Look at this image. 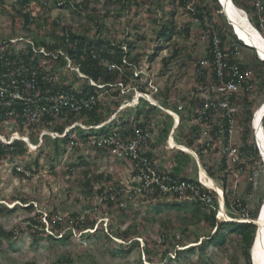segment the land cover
Returning <instances> with one entry per match:
<instances>
[{"label":"trees","instance_id":"1","mask_svg":"<svg viewBox=\"0 0 264 264\" xmlns=\"http://www.w3.org/2000/svg\"><path fill=\"white\" fill-rule=\"evenodd\" d=\"M233 1L238 7L245 9L249 14L257 18L258 22L260 20V27H262L261 24L263 22L261 20L262 18L264 19V0ZM7 3L8 0H0V9H2L3 12H8V8L6 7ZM147 5L149 6L147 17L151 22L161 24L157 32V37L160 40L159 42L163 41V43H166L172 41L174 36L178 35V37L184 36L188 40L187 43L194 46V50L187 53V58L195 63L193 65V72L195 75L190 87L183 92H179L178 88L172 89L170 87H165L163 90L160 88L155 95L158 102L161 103L163 101L165 106L172 108L181 115L182 123L177 130V135L183 139L184 142L180 143L190 148H196L195 143L201 135L202 128L201 124H193V121L200 117L205 119L215 112L213 106H206L214 97L211 99L208 98L207 95L202 96L200 92L202 91L201 88L206 89L212 83H219L217 66L214 64V61L217 60V53L215 52L217 40L224 54L225 62H230V60L233 63L244 62L246 68L254 69L261 77L260 86L264 88V76L259 69L264 68V61L256 59L255 62H252L250 57L244 59L243 51L251 49L253 52V49L237 41L236 38L232 36L231 30L226 31L224 29L225 24L223 18L225 17V13H223V5L220 0H104L103 2L102 0H82L78 2L76 0H12L11 7L14 8L22 18V26L26 32L17 33L18 30L14 28V23L16 22L13 18V25L11 26V32L8 33V37L0 39V73L11 72L14 68L20 66V62L23 59L30 69L36 73L35 75L37 77L39 76L41 89L46 87L43 81L44 75L57 76L60 72L64 74L67 60L63 55H59L57 58L54 56L46 57L44 54L35 55L30 44L26 45L25 50L18 49L17 45H15L14 50L9 49L12 44H9L7 41L11 38L25 36L34 39L37 45L45 46L48 50H53L54 52L59 48H63L72 59L73 67L78 68L85 75L81 77L76 70L68 69L72 77L71 81L65 82L63 80L62 82L52 83L51 85L48 83V85L54 88V92L71 89L76 86L78 98H87L92 95L97 97L96 104L92 109H84L80 112L65 114L58 118L45 115L39 121L27 124L23 123L17 115L13 116L11 118L13 121L11 124H13L14 129L19 130L22 132V135H24L26 134V129L30 128L32 130L31 134L35 133L34 135L40 136L43 129L63 134L68 126L79 120H84L85 123L87 122V125H98L110 118L113 112L123 105L124 99H116V96L120 95L122 91L120 83H124L125 86L135 84L142 87V91L147 92V83H144L140 77H135L134 75L135 66H138L141 62V54L135 53L137 50L136 40L131 37L118 40L116 38V31L113 30V28L107 27L104 22V19L111 16V10H113L114 13L122 11L119 8H122L124 11H130L133 6L139 9ZM54 6L67 7L72 10L74 15L79 17L85 16L88 19L87 28L65 23L60 19H55L53 20L54 28L50 33L51 38H49L47 34L42 35V37L40 35H35L32 25L42 26L43 28V25L47 23L44 13L51 11ZM180 10L186 16L185 24L182 26L177 25L173 18ZM219 16H221L222 19H220ZM145 20H147V18H145ZM136 36L142 38L143 35L137 31ZM160 44L150 55L149 62L154 61L160 54ZM183 49L184 47L180 42H176L170 55H166L162 58L163 68H167L172 61L178 62L183 56L181 53ZM237 49L241 52L240 55H238ZM125 58L128 59V64L124 62ZM203 59L209 60L211 65H201L199 61ZM114 63L119 65V68H110V64ZM182 64H184V61ZM92 82H94L95 85H93ZM23 92L25 95L31 93L27 88L24 89ZM130 97L131 96L125 100L128 99V102H130L132 100ZM181 104L183 105L182 110L179 109V105ZM248 106L251 107V104H248ZM112 107L114 108L113 110ZM23 108L24 104H18V106H16V113L18 115L22 114ZM134 108L137 110L135 114L132 115V110ZM251 109L253 110V107H251ZM251 109H249V114L252 112ZM159 113H164L171 122H168V127L164 125L163 129H160V133L157 134L158 132L156 129L158 128V123L156 120L159 117ZM4 117V109L0 107V135L5 136L7 140L10 141L11 136L8 135L9 132L7 128L2 124ZM136 121L143 127H150L155 134L154 140H150L148 146L144 145L139 147L140 153L142 152V155H145L153 168L162 175L169 174L174 179L180 181H192L194 175L191 174L189 170L193 169L194 162L197 170L196 173L199 175L198 163L190 152L181 149L173 150L174 152L171 151L173 154L169 165H167L168 162L163 163V159L162 163L156 160L158 156L157 147L161 143L166 145L170 129L173 125V118L158 105L150 103L143 96L139 100V105L132 107L128 115L119 116L117 114V117L110 126L107 125L100 129H94L95 133H88L78 126L76 127L77 129L71 130L64 137L59 136L54 138L50 134H44L42 144L39 146V150L35 158H33V161L26 164V169L22 171L14 168V172L24 178H33L41 169L40 157L42 155L49 156V160L54 162L53 159H56V156L68 151V146L70 147L68 144L70 143L74 144L71 145L70 148L73 152H80V146L84 145L86 148L92 149L97 153L107 152L111 154V149L116 145H112L111 147L108 145L98 146L92 145L91 142L94 139L99 140V134L108 136L110 133L109 128L113 126H119L116 127L119 128L120 131L119 140L127 141L134 136V133H131L132 130L127 133L123 128L130 126L131 123ZM220 121L221 118L219 119V122ZM208 122H211V117L208 119ZM186 129L189 130L187 135L184 134ZM30 137L31 139L33 138L31 135ZM51 143L53 144L50 145ZM49 146H51L50 149H48ZM199 147L197 151L200 155H203L201 151L205 149L206 145L200 143ZM30 150V145L25 139L16 138L14 141L7 142L0 137V161L8 159L14 161L17 159H25L30 156L32 157L33 155ZM113 156L118 159H123L118 155ZM127 160L132 165L131 176L137 174L139 172L137 160ZM210 160V158L206 157L202 159L204 167L209 174L213 178H216V176L220 174L219 170H221V168L217 165V162H211ZM143 163L144 162L141 161V164ZM189 164L192 168L191 166L187 168ZM81 165L85 166L83 173L87 177L84 185L88 186V188L92 190V193L94 192V188L90 187L92 179L88 176L91 172L96 173V170L90 163V160L83 155L79 157V162H74L70 168L72 169L75 166ZM96 178L99 180L103 179V174H97ZM127 187V185L125 186L121 182L114 181L110 185L101 184L95 190V194L102 198V202L110 208V211L116 217L129 215L131 206L128 205V200L137 195L141 196L140 203L148 204L151 210L155 212H160L164 204L169 208H175L179 212L181 218L177 220V224L167 219L162 221V230L158 232L161 238L160 241L157 239L154 240L153 234L150 232L151 228L145 226L142 219L135 220L134 223L124 228L114 226V223H111V231L109 232V230H105V227L101 223H98L96 217H91L89 212L84 214L82 211H71L69 214L62 216L57 209H54L51 212L35 210L33 216L25 218L23 221L22 224L24 227L23 225H18L8 230L0 224V248L6 246L8 249V247L16 241L18 234L25 230L30 232L34 242L50 240L52 244L57 241L64 244L67 241L72 242V236L76 229V231L81 232V236L91 237L96 234L99 238L103 237L112 245L111 248H109L110 252L113 254H122L126 257L134 249H139L138 255L141 257L140 237L145 238L146 243L142 250L149 255L155 251V247L152 244L154 242H157L159 246L163 247H167L170 243L177 244V246L180 247L179 249H175L176 260L166 255L156 264H173L172 262L174 261L180 264H198L202 262L204 264H209L204 255L207 254V249L210 247H218L226 252L233 249L234 252H236L233 255L235 263H239L240 258H244L246 264H253L251 260V249L255 240L257 225L254 222L227 221L217 218L218 203L215 191H212V194L215 196L214 203L210 205L198 198L185 200L175 192H170L169 194L161 193L156 184H153L149 192L143 193L138 192L136 189H132L131 192L128 193ZM203 191L209 192L208 189H203ZM189 193H191V191H189ZM170 197H172V199H170ZM231 198L232 193L228 199ZM32 200L33 199L29 198L23 199V203L27 204V206H25L27 210L34 209L33 203H30ZM94 200L95 197L92 194V199L89 201L88 205H85L84 209H88L91 213L95 212V208L100 209L102 205H94ZM155 201L157 202L154 204ZM238 201L240 202L235 203V206L239 208L240 203L245 205L248 200L241 196ZM262 202L263 199L261 200V203ZM17 206L19 205L15 204L13 206H8L0 202V216L14 212ZM259 207L260 206L252 209L254 218L257 217ZM183 211L191 212L192 219H186L182 213ZM233 215L237 216L235 213ZM82 216H84L83 219ZM143 219H148V216H145ZM155 220L153 214L152 221ZM47 223L50 232H47ZM202 223L205 226H210L211 229L216 227V230L214 232L209 231L205 235H200L195 231V240L193 241L195 244H190L191 242L186 243V237L188 238L193 233L191 226L200 225ZM96 224L98 227L92 231ZM174 230L178 231L172 233ZM141 234H143V236ZM200 237H203V239L199 242ZM168 252L169 250H167L166 253ZM196 254H199V258ZM72 258V255H62L55 264H71L73 262ZM140 262L143 264L141 260ZM148 262L153 264L154 260L152 257H149ZM25 264L39 263L37 260H32L26 261Z\"/></svg>","mask_w":264,"mask_h":264},{"label":"rangeland","instance_id":"2","mask_svg":"<svg viewBox=\"0 0 264 264\" xmlns=\"http://www.w3.org/2000/svg\"><path fill=\"white\" fill-rule=\"evenodd\" d=\"M76 1L78 2L82 0ZM103 1L104 0H102V2ZM11 2L12 0H8V3L6 4L8 12H3L2 9H0V39L8 37V33L11 32V26L13 25V18L16 22L14 23V28L15 30H18L17 33L26 32V30H24V27L22 26V18L19 16L18 12L11 7ZM148 8V5L139 9H136L133 6L130 11H124L122 8H119L122 11L115 13L113 12V10H111V16H109L107 19H104L105 25H107V27L109 28H113V30L116 31V38L118 40H122L123 38L128 37L136 40L137 50L135 51V53L141 54V62L143 63V65L138 67L137 69L145 70L144 73L146 74H144V81H146V79L150 80V82H152L159 90L160 88L163 90L165 89V87H170L172 89L178 88L179 92L186 91L193 83L195 75L193 72V65L195 63L187 58V53L193 51L194 46L188 44V40L184 36L178 37V35L174 36L172 41H168L166 43H163V41L159 42L160 40L157 37V32L160 29L161 24L153 23L150 21V19L147 17ZM44 16L47 20V23L43 25V28L42 26L39 27L34 24L32 25V29L35 35H40L41 37L42 35L47 34V36L51 38L50 33L54 28L53 20L55 19H60L65 23L83 26L82 28H87L88 26V19L85 16H76L72 13V10L70 8L63 6H54L51 11L44 13ZM219 17L220 19H222L221 16ZM249 17L251 23L254 26L260 27V20L258 22V19L253 17L251 14H249ZM145 18H147V20H145ZM173 18L177 25L182 26L183 24H185L186 16L181 12V10L176 13ZM137 31H139L140 34L143 35L142 38H138L136 36ZM262 34H264V32H262ZM176 42H180V44L186 50L183 49L181 51L183 56L178 62L172 61L171 63H169L168 67L164 69L162 58L166 55H170L172 48ZM159 44L161 47L160 54L154 61L149 62L150 55L154 52L156 47L159 46ZM243 52L244 59H248L250 57L252 62H255V50H253L252 52V50L250 49L244 50ZM183 61L184 64H182ZM141 62L139 64H141ZM144 63L146 64L144 65ZM68 69H70L68 68V66L65 67L64 74L60 72V74L58 75L60 80H64L67 82L72 80L70 71ZM259 69L264 76V68ZM149 86L147 85L146 91L152 92L154 88L152 86ZM128 87L129 90L121 91L120 95L116 96V99H124V103L122 102L123 105L117 108L116 111L113 112L111 117L114 116L115 113H117L119 116L128 115L132 107L139 105V94L134 92L135 90L133 91V89H138L139 91L141 90L137 88V85L135 84H129ZM260 88L256 102L253 105V109L257 108L260 102L264 101V88L263 86H260ZM129 96H131L130 98L132 99H130V102H128V99L125 100L126 98H129ZM161 104L164 105L165 108H168L167 106H165L163 101L161 102ZM113 109L114 108L112 107V110ZM136 110V108L132 110V115L135 114ZM156 121L158 123V128L156 129V131L158 132L157 134L160 133V129H163L164 125L168 127V122H171V120L168 119V117H166L164 113H159V117ZM78 122L82 124L85 123L84 120H79ZM79 125L80 124H78V126ZM82 129L91 134L94 132V130H87L85 128ZM170 130L172 131L173 127H171ZM7 131L9 132L8 135L13 136L14 133L10 125L8 126ZM188 131L189 130L186 129V131H184V134L187 135ZM31 132L27 133L25 136L28 137V140L30 138V135L33 137V145H31L30 147L31 154L33 155L32 157L30 156L25 159H17L14 161H11L9 159L0 161V202L5 203L8 206H13L15 204L19 205L17 206V208H15L14 212L0 216V224L3 225L6 229L11 230L18 225H23L22 223L25 218L33 216L35 214V210L51 212L54 209H57L59 214L62 216L69 214L71 211H82V213L84 214L86 212H89V214H91V217H96L98 219V223H101L105 227V230H109V232L111 231V223H114V226H120L124 228L131 223H134L135 220L142 219L145 223V226H149L151 228L150 232L153 234L154 240L157 239L160 241L161 238L159 237L158 232L162 230V221H165L167 219L177 224V220L181 218L179 212L175 208H169L165 206V204L162 205V210L160 212L151 210V207H149L148 204L140 203L141 196L138 195L133 196L128 200V205L131 206V208L129 209V215L116 217L110 211V208L102 202V198L95 194V190L101 184L110 185L114 181H118L125 186L127 185L128 193H130L133 189L129 186L131 183L132 165L127 159H118L107 152L97 153L92 149L86 148L84 145L80 146V152H73L70 150V148L71 145L74 144H68L70 145V147L68 146V151L64 154L56 156V159H53L54 162H51L49 160V156L42 155L40 157L41 169L33 178H24L16 174L14 172V168H17L19 171L26 169L25 165L33 161V158H35V156L37 155L39 146L42 144L40 136L34 135L35 133L31 134ZM1 137L5 139V136L1 135ZM177 140L178 142H184V140L181 139L178 135ZM52 144L53 143H51L50 145ZM165 146L166 145H164V143L158 145V156L156 157V160L162 163L163 159V163L168 162L167 165H169L172 160V154L174 151L171 152ZM50 147L51 146H49L48 149H50ZM81 155L88 158L90 160V163L96 170V173L91 172L88 176L92 179L90 182V187L94 188V192L92 193V190L88 188V186L84 185L87 179V177L83 173V169L85 166L81 165L75 166L72 169L70 168V166L74 162H79V157ZM193 164L194 167L191 170V173L193 171L192 174L194 175V177H196L198 174L196 173L197 170L195 163L193 162ZM189 166L191 165L189 164L187 168H190ZM97 174H103V179L99 180L98 178H96ZM216 182L219 185L223 186L224 180L221 179L219 175H217ZM234 182L235 177L231 176L230 181H227V186L232 187ZM247 188L248 182L244 179L238 184V197L242 196V198H245L246 196L250 195L246 192ZM92 194L95 197L94 205H102L100 206V209L95 208L94 213H91L88 209H84L85 205H88L89 201L92 199ZM25 198L33 199L30 203H33L34 209L27 210L25 208V206H27V204L23 203V199ZM170 199H172V197H170ZM262 199H264V183L261 188L257 189V191L254 192L253 195L247 197V200L250 203L251 213L252 209L261 206ZM156 202L157 201H155L154 204ZM227 212L229 213V215L233 216L229 209H227ZM182 213L186 219H192L191 212L183 211ZM153 214L156 219L155 221H152ZM219 215L222 216V218L218 217L219 219H223V217H225V214L223 212ZM236 215L237 216H233V218L240 217L238 213ZM145 216H148V219L144 220L143 218ZM83 218L84 216H82V219ZM97 227L98 225L96 224L92 231H94ZM191 227L193 233L185 239L186 243L191 242L190 244H195L193 242L195 240V231H197L200 235H205L209 231L214 232L216 230V227L211 229L210 226H205L203 223ZM46 229L47 232H50L48 223ZM152 229L157 232H154ZM177 231L178 230H174L172 233H176ZM141 235L143 236V234ZM202 239L203 237H200L199 242ZM140 240V248L142 251L141 257L138 255L139 249H134L126 257L122 254H113L112 252H110L109 248H111L112 246L111 243L103 237L99 238V236H97L96 234L95 236L91 237L81 236V232H78L75 229L71 240L72 242L67 241L66 243L62 244L57 241L56 243L52 244L50 240L34 242L33 236L30 234V232H28V230H25L24 232L18 234L16 241H14L12 245L8 247V249L6 248V246L0 248V264H25L26 261L32 260H37L39 264H55L57 263V260L62 257V255H72L73 262L71 264H141L140 260L143 264H151L150 262H148L149 257H152V259L154 260L153 264H156L161 260L162 257L166 255H169L173 260H176L175 249L180 248L179 246H177V244L170 243L167 247H163L159 246L157 242H154L152 244L155 247V251L154 253L149 255L142 250L146 243L145 238L140 237ZM167 250H169L168 253H166ZM234 253L236 252H234L233 249L229 252H226L218 247H210L207 249V254H205L204 257L209 262V264H246L244 258H240L239 263H235L233 256ZM196 255L199 258V254ZM172 263L180 264L175 261ZM198 264L204 263L202 262Z\"/></svg>","mask_w":264,"mask_h":264},{"label":"built area","instance_id":"3","mask_svg":"<svg viewBox=\"0 0 264 264\" xmlns=\"http://www.w3.org/2000/svg\"><path fill=\"white\" fill-rule=\"evenodd\" d=\"M261 21L264 23L263 18ZM263 23L261 24L262 30L264 27ZM224 24V29L229 31L231 24L225 20ZM231 34L234 36L232 32ZM7 42L12 44L9 47V49L12 50H14L15 45H17L18 49L25 50L26 45L30 44L35 55L44 54L46 57L54 56L55 58L59 55H63L67 60L66 67L68 66L71 70H76L81 77L85 76L78 68L73 67L72 59L63 48H59L54 52L53 50H48L45 46L37 45L34 39L25 36L11 38ZM218 42L219 41L217 40V45L215 47L217 60L214 61V64L217 66L219 83H212L206 89L201 88L202 91L200 92L202 96L207 95V97L211 99L214 97V99L206 104V106H213L215 112L212 113L211 116H207L205 119L200 117L193 121V124H201L202 132L195 143L196 148H192L193 150L186 149V151H189L198 161L199 175L197 177H194L192 181H180L174 179L169 174L162 175L153 168L149 164L145 155H142V152L140 153L139 147L144 145L148 146L150 140H154L155 134L150 127H143L138 121L123 128L127 133L130 130H132L131 133H134V136L127 141L119 140L120 131L119 128H116L119 126H113L109 128L110 133L108 136L99 134L100 139H94L91 144L98 146L108 145L110 147L116 145L111 149L112 155H118L124 159L137 160L139 172L131 176V183L129 186L136 189L138 192H149L153 184H156L161 193L169 194L170 192H175L185 200L198 198L211 205L214 203L215 199L212 191H215L218 203L217 218H222L219 214H222L223 197L226 213L224 215L225 217H223L224 220L256 222L251 213L249 201H247L245 205L240 203L239 208L235 206V203L240 202L238 201L240 200V197H238L237 189L238 184L242 180H247L248 188L246 192L250 195H253L254 192L261 188L264 183V113L259 116L260 111L264 107V101L260 102L259 106L253 109L252 119L251 121L248 120V117L250 116L248 111H250L249 109H251L256 102L261 79L254 69L246 68L244 62L233 63L231 60L230 62H225L224 54L219 47ZM237 53L238 55L241 54L238 49ZM124 62L126 64L129 63L127 58L124 59ZM199 62L203 66L211 65V62L207 59H203ZM145 64L146 63H144V65ZM142 65L143 63L141 62L139 66H135L134 75L135 77H140L143 82H146L148 86L150 84L154 89L152 92L149 91L150 93H148V91H142V87L137 86L141 91L138 89H133V91L135 90L134 92L139 94L138 99L142 96L149 98L148 95L154 96L159 91L150 80L146 79V81H144V74H146L144 73L145 70L137 69ZM110 68L117 69L119 68V65L115 63L110 64ZM35 74L36 73L30 69L23 59L20 62V66L14 68L11 72L0 73V107L4 109L5 115L2 124L7 130L9 125L12 127L14 134L11 136L10 141L19 138V134L21 133L19 130L14 129L13 124H11L13 122L11 119L13 116L17 115L23 123H35L45 115L58 118L62 115L80 112L84 109L90 110L96 104L97 97L95 95L87 98H78L76 94V86L71 89L54 92V88L50 85L52 83L63 81L59 79L58 75H44L43 81L45 82L46 87L41 89L40 78ZM48 83H50V85H48ZM92 84L95 85L94 82H92ZM120 84L122 86V91L129 90V87L125 86L124 83ZM26 88L31 91L28 95H25L23 92ZM18 104H24L23 113L20 115L16 113V106H18ZM248 104H251V107H249ZM179 109H183L182 104L179 105ZM168 112L175 115L170 110H168ZM116 117L117 113L98 125L89 126L77 121L73 125L68 126L63 134L43 129L40 133V139L43 140L44 134H50L53 137L65 136L70 129L77 127L78 124L87 130L100 129L107 125L110 126ZM210 117L211 122L209 123L208 119ZM220 118L221 121L219 122ZM179 125V119L176 118L174 128L169 134L165 146L170 151L175 149L185 150V148L177 142V128ZM31 131L30 128L26 129V134ZM26 134L21 138L27 140L29 145H32L30 143L31 137L28 140V137L25 136ZM3 140L10 142L6 139ZM200 143L206 145L205 149L201 151L203 155H200L197 151L200 148ZM203 157L210 158L211 162H217V165L221 168V170H219V177L225 180L223 186L216 182V178L213 180L218 187L208 185L206 181L210 180L211 177L209 176L207 169L204 167L202 161ZM141 161L144 163L141 164ZM189 171L191 173V169ZM202 171L205 172L204 175L201 174ZM231 176L235 177V182L232 187H228L227 181H230ZM203 189H208L209 192H204ZM189 191H191V193H189ZM231 193L232 198L228 199ZM263 203L259 207V212ZM227 209L230 210L232 215L238 213L240 217L233 218L235 215H229ZM259 212L258 215L260 214Z\"/></svg>","mask_w":264,"mask_h":264},{"label":"bare ground","instance_id":"4","mask_svg":"<svg viewBox=\"0 0 264 264\" xmlns=\"http://www.w3.org/2000/svg\"><path fill=\"white\" fill-rule=\"evenodd\" d=\"M221 2L224 9L223 13L225 12L224 19L228 21L234 27V29H236V38L254 46L258 57L264 59L263 34L257 29V27H255L251 23L246 12H243L242 9L238 7L233 0H221ZM148 97L153 100L150 95H148ZM263 113L264 107L260 111L259 116ZM201 174L204 175L205 172L202 171ZM206 182L209 186L218 187L213 179L207 180ZM222 207V212L226 214L223 197ZM259 213V217L256 218V221L259 225V230L254 241L252 254L254 264H264V203Z\"/></svg>","mask_w":264,"mask_h":264},{"label":"clouds","instance_id":"5","mask_svg":"<svg viewBox=\"0 0 264 264\" xmlns=\"http://www.w3.org/2000/svg\"><path fill=\"white\" fill-rule=\"evenodd\" d=\"M221 1V0H220ZM222 3V2H221ZM223 5V4H222ZM242 9V8H241ZM245 9H242V11L243 12H246V14H247V16H248V18L250 19V17H249V13L245 10ZM223 11H224V9H223ZM225 13V12H224ZM226 21V20H225ZM251 21V20H250ZM255 27H257V26H255ZM257 29L262 33L263 32V30L261 29V27H257ZM230 30L232 31V33L234 34V37L236 38V29H234V27L232 26V25H230ZM235 31V32H234ZM264 35V34H263ZM237 39V38H236ZM238 40V39H237ZM240 42H241V44H245V45H247V46H249V47H251L253 50H255V47H253L252 45H250V44H247L246 42H244V41H242V40H239ZM255 60L256 59H258V60H261V61H264V59H261V58H259L258 57V55H257V53H256V51H255ZM259 76V75H258ZM260 77V76H259ZM260 79H261V77H260ZM260 85H261V80H260ZM149 93V92H148ZM156 95V94H155ZM155 95L154 96H152L151 95V97H152V99L153 100H151L150 98H146V97H144L146 100H148L150 103H153V102H155V103H153V104H156V105H158L163 111H165L166 113H168L172 118H173V125H172V127L174 128V123H175V119L177 118V119H179V122H180V124L182 123V120H181V115L178 113V112H176L175 110H173L172 108H165L164 107V105H162L160 102H158V100L155 98ZM141 98V97H140ZM140 100V99H139ZM168 110H170V111H172L175 115H172L170 112H168ZM249 112V111H248ZM253 114V110H252V112H251V114H250V116L248 117V120L249 121H251V119H252V115ZM77 122V121H76ZM75 123V122H74ZM73 123V124H74ZM72 124V125H73ZM71 126V125H70ZM180 126V125H179ZM78 127V126H77ZM179 128V127H178ZM178 128H177V130H178ZM73 129H76V127L75 128H73ZM73 129H70L68 132H67V134L71 131V130H73ZM171 133V130H170V132H169V134ZM178 133V132H177ZM66 134V135H67ZM23 135H22V133H21V135L19 134V138H21ZM56 137H58V136H56ZM64 137V136H63ZM11 138V137H10ZM18 138V139H19ZM55 138V137H54ZM5 139L7 140V138L5 137ZM16 139V138H15ZM21 139H23V138H21ZM14 141V140H13ZM177 142H178V140H177ZM30 143L33 145V142H32V139H30ZM178 144L179 145H182L184 148H185V150L184 149H181V150H184V151H186V149H189V150H193L192 148H190V147H188V146H186L185 144H182V143H180V142H178ZM30 147H31V145H30ZM176 150V149H175ZM187 152H189V151H187ZM197 161V160H196ZM197 163H198V161H197ZM209 176L211 177V179H214L210 174H209ZM263 202H264V199H263ZM262 202V203H263ZM258 215V214H257ZM257 217H259V215L257 216ZM256 217V218H257ZM256 218H255V220H256ZM256 225H257V231H256V235H257V232H258V230H259V225H258V222L256 221V222H254ZM255 239H256V236H255ZM255 241V240H254ZM253 245H254V242H253ZM253 247L254 246H252V249H253ZM252 249H251V260H252V263L254 264V262H253V258H252Z\"/></svg>","mask_w":264,"mask_h":264},{"label":"water","instance_id":"6","mask_svg":"<svg viewBox=\"0 0 264 264\" xmlns=\"http://www.w3.org/2000/svg\"><path fill=\"white\" fill-rule=\"evenodd\" d=\"M254 47V46H253ZM252 254H253V249H252ZM253 258V257H252Z\"/></svg>","mask_w":264,"mask_h":264}]
</instances>
